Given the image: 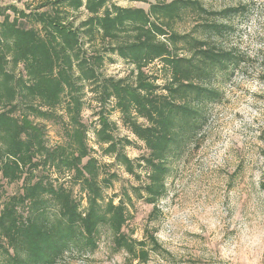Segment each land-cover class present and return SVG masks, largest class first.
Segmentation results:
<instances>
[{
    "label": "trees",
    "instance_id": "1",
    "mask_svg": "<svg viewBox=\"0 0 264 264\" xmlns=\"http://www.w3.org/2000/svg\"><path fill=\"white\" fill-rule=\"evenodd\" d=\"M245 10L214 11L202 0L0 7V264H58L67 254L94 252L103 230L126 264H147L151 252L163 250L155 230L146 229L142 240L125 232L130 207L137 199L156 208L166 197L173 160L200 132L207 106L222 99L218 75L241 60L215 37L229 29L224 21ZM82 13L77 24L73 18ZM193 15L206 22L180 31ZM108 56L127 62L130 75H105ZM87 89L101 106L96 145L141 182L117 203L107 190L119 176L104 175L108 166L94 157L82 118ZM110 103L144 145L140 158L125 153L131 140L115 136L117 125L106 116ZM34 119L62 124L65 141L50 146L46 127ZM15 184L21 186L10 194Z\"/></svg>",
    "mask_w": 264,
    "mask_h": 264
},
{
    "label": "rangeland",
    "instance_id": "2",
    "mask_svg": "<svg viewBox=\"0 0 264 264\" xmlns=\"http://www.w3.org/2000/svg\"><path fill=\"white\" fill-rule=\"evenodd\" d=\"M42 1L0 0V7L16 5L28 10ZM202 1L214 11L246 8L224 21L229 29L215 37L220 47L234 51L241 60L218 75L215 87L221 91L222 99L207 106L200 132L173 160L166 197L156 208L134 199L125 232L142 240L146 229L157 231L163 250L151 252L147 264H264V0ZM117 2L123 7H146ZM85 17L82 13L73 19L78 24ZM205 22V18L193 15L180 25V31H190ZM132 69L119 57L108 56L103 73L124 78ZM96 99L87 89L82 118L89 127V143L97 151L94 157L108 166L104 175L119 176L107 190V197L117 203L124 198L125 189L141 182L115 164L113 158L104 156L96 145L94 130L100 127L101 109ZM106 116L117 125L116 137L133 142L124 149L129 158L138 159L147 153L122 125L121 114L113 103L107 106ZM34 121L46 127L50 146L65 141L62 124ZM142 180L145 181L144 175ZM20 186L7 189L12 194ZM126 259L124 252L115 251L111 233L103 230L94 252L67 254L58 264H126Z\"/></svg>",
    "mask_w": 264,
    "mask_h": 264
}]
</instances>
